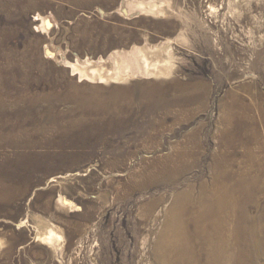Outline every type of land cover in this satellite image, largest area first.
<instances>
[{"label": "rangeland", "instance_id": "obj_1", "mask_svg": "<svg viewBox=\"0 0 264 264\" xmlns=\"http://www.w3.org/2000/svg\"><path fill=\"white\" fill-rule=\"evenodd\" d=\"M123 1L0 0V131L9 137L0 134V264H158L155 245L180 192L199 195L217 165L264 164V0H138L165 16L121 11ZM145 54L166 73L145 69ZM87 58L120 78L82 77L66 62ZM147 83L177 93L147 106L137 99L114 122L117 100ZM193 84L207 88L206 103ZM66 93L111 110L97 112L86 138L76 129L81 143H64V125H53L84 121L73 101L56 98ZM29 96L39 97L30 110ZM231 104L246 107L248 144L225 143ZM55 107L64 115H49ZM49 228L64 238L45 242Z\"/></svg>", "mask_w": 264, "mask_h": 264}, {"label": "bare ground", "instance_id": "obj_2", "mask_svg": "<svg viewBox=\"0 0 264 264\" xmlns=\"http://www.w3.org/2000/svg\"><path fill=\"white\" fill-rule=\"evenodd\" d=\"M121 6V11L125 10L124 8L126 7L135 6V11H156L165 16L163 8L159 7L158 4L146 5L143 1L125 0L121 3ZM141 51L147 52L146 48H140V52ZM144 57L146 58L145 69L150 70L152 73H166L165 67L155 65L154 68H151L150 57L147 54H145ZM91 60L87 58L86 63L89 64V66L83 67L81 64L80 67L68 60L66 62L71 65L74 73H80L82 77L90 76V78H99L98 81L100 82H104L108 80V78H120L119 74L113 76L111 72H107L106 67L100 69L98 67L99 65H96ZM99 61L104 62L106 59L101 57ZM154 61L158 62L159 59ZM92 73L95 75H92ZM177 83H179V90L184 92L187 84L182 83L181 81ZM145 85H143L145 86L144 91L139 93L137 98L133 96L131 99H127L129 96L126 92L124 100H117L118 102L116 103L115 112L120 114H117V117L112 116L114 122L119 123L120 121L117 118L126 117L125 112H127L130 107L133 108L134 106V108H137V99L141 101V105H149L153 104L154 101L152 96L154 97V95H159L163 98L168 92L173 96L177 93H175L176 88L174 91L172 89L168 91L163 86L159 87L154 83L152 85L150 83ZM201 86L202 84H193V92L195 96L201 97L206 103L205 96H207V88L202 91ZM120 88L121 87H119V90ZM123 89H129V86H123L121 90ZM111 90L115 91V89ZM156 91L157 93H155ZM123 93L124 91L120 92L119 96H122ZM86 95L87 94H83L82 97L80 93L56 95L58 100L73 101V105L79 107V112L82 110V115L80 117L81 122L84 120L83 123L80 122V126L74 125L76 123L71 116H74L75 110H73L71 114L69 112L71 119L68 122L60 123L59 119L57 123L54 119L52 120L53 125L57 127L64 125V130L60 136L66 137L65 140L63 139L64 143L66 141H68L67 143L72 144L77 142L81 143L80 139L77 141L79 136L76 135V129L87 132L85 133L86 135L84 134L81 137V139L86 138L89 134H93V132L99 128V123L97 122L101 117L97 115V112L100 111V113L106 115L111 112L110 109H107V105H102L104 106L102 108L99 102L84 104L82 100H84V102H89L83 99ZM26 99L29 103L31 102L28 105L31 107L29 108L30 110L32 109L33 104L38 103L36 101L39 97L36 98L35 96H29L26 97ZM92 106L94 112L91 111ZM227 107L230 113L232 112L233 114L232 116H229L232 127L227 130V134L224 138L225 143L230 145H237L240 143L248 144L250 140L245 134L247 120L244 116L246 107H236L235 104H231ZM50 110L51 112H45L44 115L47 116L46 113H48L54 118L64 115V112L62 113L63 110L60 112L56 107L54 109L50 108ZM234 110L242 115L237 118L238 120L233 116ZM113 121L109 122L107 129H114L115 125L113 124ZM237 126L240 127V130L236 129ZM45 128L46 127L43 126L42 130H45ZM64 133L67 135H64ZM0 134H3L9 139V137L4 133H1V131ZM13 134L10 135L13 139V143H18V140L14 139L15 135ZM38 143H40V141H38ZM248 159L252 160L250 156H248ZM252 161L253 163L248 168L240 166L237 169H235V167L231 169L230 167V169L225 170L220 169V166L217 165V175L215 178L213 177L214 180L212 182L203 181L202 184H199V187L201 185L199 195L196 196L194 186H190L185 189V191L179 193L176 205L171 209L167 224L155 245L154 252L155 257L157 256L158 258V264H264V164L261 162L258 163L254 160ZM254 169L256 173L251 175ZM182 171L184 172L185 169H179L178 171L174 170V177L180 176ZM142 187L144 188V186ZM49 229L48 232L45 231V233L41 234V238L45 242L51 244L55 235L64 238L61 232L56 231L53 228Z\"/></svg>", "mask_w": 264, "mask_h": 264}]
</instances>
